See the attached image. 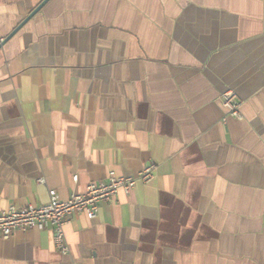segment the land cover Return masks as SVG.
I'll return each instance as SVG.
<instances>
[{"label": "crops", "instance_id": "obj_1", "mask_svg": "<svg viewBox=\"0 0 264 264\" xmlns=\"http://www.w3.org/2000/svg\"><path fill=\"white\" fill-rule=\"evenodd\" d=\"M43 1L0 0V208L155 174L0 264H264V0H48L10 35Z\"/></svg>", "mask_w": 264, "mask_h": 264}, {"label": "built area", "instance_id": "obj_2", "mask_svg": "<svg viewBox=\"0 0 264 264\" xmlns=\"http://www.w3.org/2000/svg\"><path fill=\"white\" fill-rule=\"evenodd\" d=\"M221 103L229 116L236 119L243 117L241 100L233 89L222 93ZM154 174L153 165L145 166L135 175H119L111 170L107 180L90 182L84 192L73 193L66 200L60 198L56 190L50 189L49 201L44 204L0 208V237L9 238L16 230L50 228L55 247L67 253L64 228L73 212H84L89 219H93L99 212L101 202L116 199L121 190L130 193L139 182H150ZM73 180L78 181L77 174L73 176Z\"/></svg>", "mask_w": 264, "mask_h": 264}, {"label": "water", "instance_id": "obj_3", "mask_svg": "<svg viewBox=\"0 0 264 264\" xmlns=\"http://www.w3.org/2000/svg\"><path fill=\"white\" fill-rule=\"evenodd\" d=\"M46 1H48V0H44L39 6H37V8H35L31 12V14L25 20H23V22H21V24L10 35H12L13 33H15L31 16H33L34 13H36V11H38L44 5V3H46Z\"/></svg>", "mask_w": 264, "mask_h": 264}]
</instances>
